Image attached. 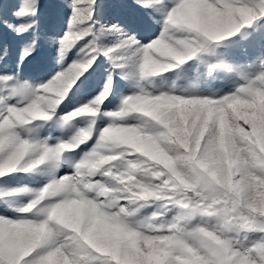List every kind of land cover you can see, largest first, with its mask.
Listing matches in <instances>:
<instances>
[{"label": "snow or ice", "instance_id": "6c2138e0", "mask_svg": "<svg viewBox=\"0 0 264 264\" xmlns=\"http://www.w3.org/2000/svg\"><path fill=\"white\" fill-rule=\"evenodd\" d=\"M0 264H264V0H0Z\"/></svg>", "mask_w": 264, "mask_h": 264}, {"label": "rangeland", "instance_id": "374dc122", "mask_svg": "<svg viewBox=\"0 0 264 264\" xmlns=\"http://www.w3.org/2000/svg\"><path fill=\"white\" fill-rule=\"evenodd\" d=\"M52 2L55 3V0H52ZM10 6H11L10 4H5L4 7H5V11H6V12H7L8 9L10 8Z\"/></svg>", "mask_w": 264, "mask_h": 264}]
</instances>
